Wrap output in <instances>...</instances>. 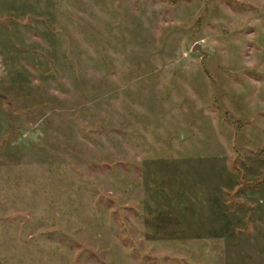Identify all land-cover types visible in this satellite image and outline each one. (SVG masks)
Segmentation results:
<instances>
[{
  "label": "rangeland",
  "instance_id": "1",
  "mask_svg": "<svg viewBox=\"0 0 264 264\" xmlns=\"http://www.w3.org/2000/svg\"><path fill=\"white\" fill-rule=\"evenodd\" d=\"M0 264H264V0H0Z\"/></svg>",
  "mask_w": 264,
  "mask_h": 264
},
{
  "label": "water",
  "instance_id": "2",
  "mask_svg": "<svg viewBox=\"0 0 264 264\" xmlns=\"http://www.w3.org/2000/svg\"><path fill=\"white\" fill-rule=\"evenodd\" d=\"M193 50H195V51H201V46L195 44V45L193 46Z\"/></svg>",
  "mask_w": 264,
  "mask_h": 264
}]
</instances>
